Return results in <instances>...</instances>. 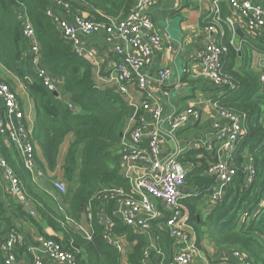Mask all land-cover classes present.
Masks as SVG:
<instances>
[{
	"label": "trees",
	"instance_id": "obj_1",
	"mask_svg": "<svg viewBox=\"0 0 264 264\" xmlns=\"http://www.w3.org/2000/svg\"><path fill=\"white\" fill-rule=\"evenodd\" d=\"M53 1L0 0V65L22 82L34 101L33 137L48 170L56 169L58 152L65 137L68 134L75 137L68 149L63 171L70 184L77 176L78 186L69 198H65L69 202L65 214H58L33 192L28 172L19 159L18 162L12 159L0 137L1 156L21 180L43 223L21 211L20 217L25 218L39 235L57 241L62 250L72 253L76 264H121V253L103 239V229L97 219L100 208H103L106 215L115 220V232L133 246L126 256V263L144 264V252L149 245L147 236L135 233L112 217L116 205L130 193L128 180L120 174L118 154L129 103L115 92L112 85H98L93 65L77 57L71 45L62 38L45 14ZM59 1L68 4L72 14L97 21H103L104 17L125 18L134 5V0ZM21 15H25L34 28L41 51V66L57 80L62 95L68 96L69 102L48 91L37 76L28 42L23 36ZM225 32L223 42L228 43L230 35L227 29ZM239 49L230 47L223 59V72L235 89L226 86L213 88L217 96L212 101L219 108L243 114L246 118V135L238 142L230 160L236 176L227 186L222 201L204 217L199 206L202 204L201 209H205L204 196L214 186V178L207 175L208 163L217 158H212L203 149L180 154L179 162L194 165L186 174L185 185L194 188L196 193L194 197L183 199L182 204L188 209V224L196 234V246L201 243V227L205 226L209 241L216 249L227 253L238 251L251 264H264V209L253 215L250 223L241 221L244 215L254 214L257 210L264 187V89L249 59V53L254 51L264 55V34L252 40L243 39ZM69 103L73 109L68 107ZM247 158L252 159L254 167L253 182L248 186L244 170ZM118 188L122 189V196L112 194ZM88 213L92 216L88 222L91 240L74 226L80 224ZM1 214L0 205V220L5 228L18 231ZM46 229H50L53 235L47 234ZM153 254H149V260ZM0 264H4L1 251Z\"/></svg>",
	"mask_w": 264,
	"mask_h": 264
},
{
	"label": "built area",
	"instance_id": "obj_2",
	"mask_svg": "<svg viewBox=\"0 0 264 264\" xmlns=\"http://www.w3.org/2000/svg\"><path fill=\"white\" fill-rule=\"evenodd\" d=\"M160 0H134V5L128 15L122 19L104 17L103 21L87 19L74 15L68 9V4L59 0L46 9L52 23L56 26L62 38L66 40L77 57L89 61L96 60L92 49H85L84 38L102 32L105 41L113 46L119 57V62L110 72L108 82L115 92L122 96L129 106L135 107L133 117L129 119L130 129L122 136L119 154L121 176L128 180L130 193L121 200L112 212V217L135 233L150 236L157 222L165 228V236L177 246L171 257V264H196V239L193 228L188 224L189 215L182 200L189 197L184 193L185 177L190 163L178 161L176 154L162 156L161 135L166 133L172 140L175 134L188 127L194 126L201 120L199 110L192 104L182 111L165 113L164 107L158 100L144 99L139 105L129 100V86L135 84L140 91L147 89L148 78L146 68L152 64L154 48H160L164 43L163 36L155 29L150 15L154 4ZM228 10L233 15L222 18L220 1L213 0L207 12L209 25L207 32H217L218 36L205 44L197 54L198 78L203 84L212 88L224 86L235 89V85L223 72L224 58L233 47L239 51L236 39L240 32L244 39H256L264 34V5L256 4L254 0H224ZM23 36L28 42L32 61L36 65L37 76L42 80L48 91L62 98V92L57 80L41 66V51L37 42L34 28L25 15H21ZM229 32L228 43L223 42ZM94 67V66H93ZM259 75L264 89V57H261L253 67ZM186 72V71H185ZM157 75L161 82H166L171 70L159 69ZM68 107L73 109L69 103ZM214 117L211 122L210 135L212 140L202 143V149L215 162L208 163L207 175L214 178V186L209 194L204 196L208 209H213L223 199L224 188L232 183L236 170L231 160L238 142L246 135L245 116L232 110L219 108L212 102ZM24 111L16 92L9 83L0 78V137L11 146L21 165L28 172L31 186L40 187L43 169L36 159V142L33 133L24 123ZM167 125L166 131L163 125ZM221 154V156H220ZM246 171V186L253 182L254 167L252 159L244 163ZM0 173L7 182V195L14 200L31 217L36 212L32 210V201L27 196L21 180L14 174L13 169L0 154ZM54 191L60 197L68 193L67 184L62 179L55 178L51 182ZM113 195L122 196V189L113 190ZM57 199L56 212L65 214L66 204ZM257 210L254 214L244 215L242 222L248 224L253 215L264 209V187ZM88 228L74 224L77 231L87 240H91L88 222L92 220L90 213L85 215ZM98 223L103 229L104 241L121 253L125 251L126 239L115 232V220L106 215L103 208L97 214ZM0 251L4 264H18V250L24 249L31 264H76L75 256L62 250L60 244L52 239L37 235V246L28 244L24 236L14 229L5 230L0 223ZM130 244V243H128ZM149 247V245H148ZM149 249L144 252L143 262L149 261ZM207 264H251L246 256L238 251L229 252L222 259Z\"/></svg>",
	"mask_w": 264,
	"mask_h": 264
},
{
	"label": "crops",
	"instance_id": "obj_3",
	"mask_svg": "<svg viewBox=\"0 0 264 264\" xmlns=\"http://www.w3.org/2000/svg\"><path fill=\"white\" fill-rule=\"evenodd\" d=\"M212 1L213 0H160L154 4L150 10L155 29L163 36L164 43L160 48H154L152 64L144 71L148 78L147 89L140 91L135 84H131L129 86V100L136 105H139L144 99H156L164 107L165 113H171L172 111L179 112L188 106L195 104L196 109L199 110L201 115V120L197 124L179 130L175 134L174 140H172L166 133H162V156L170 154L174 155L177 152L179 154H184L192 150H199L202 149L203 142L212 140L210 135V126L214 117L212 101L216 99L217 94L213 91L212 87L199 81L197 62V54L199 51L207 42L214 40L219 34L218 31H205V27L209 24L207 20V12ZM219 1L222 18L230 15V13L233 15L232 12L228 10L225 1ZM254 2L256 4L264 5V0H254ZM243 39L242 34L239 33L236 43L239 45ZM83 40L84 48L92 49L96 53V60L91 62V64L94 66L98 85H111L108 82L110 72L119 62V57L114 52L113 46L105 41L102 32L96 33L90 37H85ZM261 57H264V55ZM165 68L171 70V75L169 79L163 83L160 81L157 72L159 69ZM0 78L9 83L11 88L18 95L24 111L23 121L26 127L33 133L36 119L34 101L29 97L22 82L1 65ZM63 98L66 102H69L68 96L63 95ZM123 129L121 136L130 129L129 119L125 122ZM166 129L167 125L164 124L163 130L166 131ZM1 139L12 156V159L15 162H18V156L14 149L9 146L3 138ZM74 141L75 137L72 134H68L65 137L58 152L57 166L54 171L48 170L39 146L36 145L35 148L37 163L43 169L44 175L40 179V187L36 188L32 186V190L43 203L51 207L54 211L58 209L56 198L58 197L61 199L64 204H66L67 208L69 202L68 199L65 200V198H69L70 194L78 186L77 176L70 184L65 180L63 171L68 149ZM201 157L202 155L198 158L200 159ZM191 166L194 165L192 164ZM55 178L62 179L67 184L68 193L63 198L60 197L51 186V182ZM6 190L7 182L0 173V205L3 217L10 220L13 227L24 236L28 244L37 246L35 239L39 234L25 218L20 217V211H23L14 200L8 197ZM193 190L194 188L186 187L184 193L188 194L191 198L196 196V193H194ZM201 205L199 208L205 217V215L209 214L212 209H208L204 203L205 209L202 210L203 207ZM32 210L36 212L35 217L32 218L42 224L43 222L40 219L36 205L33 202ZM186 210L188 212L187 208ZM25 214L28 215L27 213ZM0 223L6 230V225L1 222V220ZM80 224L88 228L85 216L82 217ZM163 225V223L157 222L154 225V229L150 236H147L149 241L148 249L150 253L154 252V254L152 255L151 260L147 261L146 264H153L152 261H155L158 264H171L170 260L174 251L177 250V246L165 236V228ZM201 229L203 235L199 247L196 246L198 249L196 254V264H207L226 257L228 255L227 252H222L216 249V247L209 241L205 226H202ZM46 233L53 235L50 229H46ZM132 247V244H125V251L122 254L123 260L121 261V264H127L126 256L132 251ZM18 257L20 259L18 264H31V259L26 256L24 249L18 250Z\"/></svg>",
	"mask_w": 264,
	"mask_h": 264
},
{
	"label": "rangeland",
	"instance_id": "obj_4",
	"mask_svg": "<svg viewBox=\"0 0 264 264\" xmlns=\"http://www.w3.org/2000/svg\"><path fill=\"white\" fill-rule=\"evenodd\" d=\"M262 54H259L258 52L249 53V59H250V65L253 68V66L258 63L259 59L261 58ZM239 62V61H238ZM83 226V225H82ZM53 234V232H52ZM150 252V251H149Z\"/></svg>",
	"mask_w": 264,
	"mask_h": 264
},
{
	"label": "water",
	"instance_id": "obj_5",
	"mask_svg": "<svg viewBox=\"0 0 264 264\" xmlns=\"http://www.w3.org/2000/svg\"><path fill=\"white\" fill-rule=\"evenodd\" d=\"M239 33L240 32H237V34H239ZM134 112H135V107L134 106H130V108H129V114H128V119H131L133 117ZM225 190H226V188H224V191ZM0 242H1V239H0Z\"/></svg>",
	"mask_w": 264,
	"mask_h": 264
}]
</instances>
